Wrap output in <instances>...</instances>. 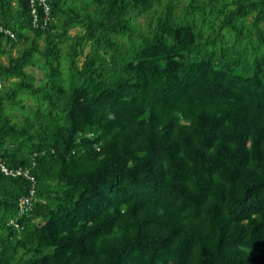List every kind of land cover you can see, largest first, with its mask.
Instances as JSON below:
<instances>
[{
	"label": "trees",
	"instance_id": "trees-1",
	"mask_svg": "<svg viewBox=\"0 0 264 264\" xmlns=\"http://www.w3.org/2000/svg\"><path fill=\"white\" fill-rule=\"evenodd\" d=\"M48 2L0 0V162L36 197L0 169V264H264V0Z\"/></svg>",
	"mask_w": 264,
	"mask_h": 264
},
{
	"label": "built area",
	"instance_id": "built-area-1",
	"mask_svg": "<svg viewBox=\"0 0 264 264\" xmlns=\"http://www.w3.org/2000/svg\"><path fill=\"white\" fill-rule=\"evenodd\" d=\"M29 6L31 9L32 22L34 27L41 26L42 28L47 27L52 22V11L51 6L48 0H28ZM0 33H4L11 39L15 38V34L9 30L5 29L0 25ZM1 172L8 177L12 178H24L33 183V187L29 191V195L23 197L19 202L20 209L27 210L30 209L36 200L35 197V178L31 174L29 169H25L23 167H9L2 162H0Z\"/></svg>",
	"mask_w": 264,
	"mask_h": 264
},
{
	"label": "rangeland",
	"instance_id": "rangeland-1",
	"mask_svg": "<svg viewBox=\"0 0 264 264\" xmlns=\"http://www.w3.org/2000/svg\"><path fill=\"white\" fill-rule=\"evenodd\" d=\"M70 1H80V0H70ZM144 19H142L141 20V22L142 23H144ZM79 30V29H78ZM77 30H72L70 33H71V35H75V32H76ZM39 44L41 45V47L42 48H44L45 47V43H44V41H43V39H40L39 40ZM25 46V44H23V43H19L18 44V46L16 47V48H11L12 49V54L14 55V56H16L17 54H18V51L20 50V49H23V47ZM67 45H63L62 46V49H61V55H62V57H66L67 56V52H68V49H67ZM10 49V48H9ZM83 59V58H82ZM81 59V60H82ZM0 63H4V64H7L8 63V58H7V56H0ZM27 73L28 74H32L35 78H36V85L37 86H40V85H42L43 83H44V75H43V72L39 69V68H36V67H29V68H27ZM2 87L5 89L6 87H8V84H3L2 86H1V89H2Z\"/></svg>",
	"mask_w": 264,
	"mask_h": 264
}]
</instances>
